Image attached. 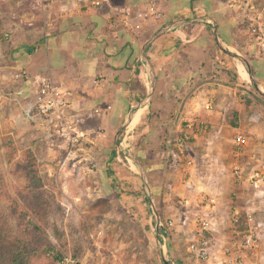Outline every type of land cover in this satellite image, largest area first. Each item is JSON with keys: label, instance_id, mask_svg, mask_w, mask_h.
I'll return each instance as SVG.
<instances>
[{"label": "crops", "instance_id": "1", "mask_svg": "<svg viewBox=\"0 0 264 264\" xmlns=\"http://www.w3.org/2000/svg\"><path fill=\"white\" fill-rule=\"evenodd\" d=\"M28 1L35 15L44 16V22L17 25L8 39L14 68L10 94L24 89L27 96L21 101L27 104L39 83L49 79L71 103L79 127L93 117L96 131L104 128L106 135L138 107L134 120L144 115L142 124H146L132 135L144 144L139 153L155 161L151 168L162 177H166L167 167L182 173L180 167L184 166L182 174H191L185 185L177 181L165 185L175 191L185 188L184 195L193 200L192 212L215 224V232L208 233L215 242L208 261H231L224 250L232 248L235 238L241 240L235 225L229 228L232 213L238 212L241 217L253 215L261 239L259 253L244 255L245 264H264V183L254 185L249 179L257 168L246 174L245 182L234 179L235 186L226 180L231 154L244 156L248 139L264 147V129H256L257 124L264 127V99L250 76V81L242 77V63L219 46L214 32L215 26L224 49L246 58L264 90V6L253 3L259 0ZM247 13L251 22L246 21ZM197 17L209 19L171 28L147 47L156 84L146 100L151 79L142 57L145 44L164 27ZM256 24L259 33L253 28ZM22 73L24 78L16 80ZM209 103L212 109H207ZM187 121L204 122L205 129L192 134L190 151L180 159L174 144L187 130ZM238 135L247 139L246 147L239 152L236 145L231 152H215L219 143L235 144ZM216 257L222 259L216 261Z\"/></svg>", "mask_w": 264, "mask_h": 264}, {"label": "rangeland", "instance_id": "2", "mask_svg": "<svg viewBox=\"0 0 264 264\" xmlns=\"http://www.w3.org/2000/svg\"><path fill=\"white\" fill-rule=\"evenodd\" d=\"M253 3L264 6V0ZM33 9L28 0H0V254L10 259L11 252L27 248L33 264H164L157 238L160 232L170 264H213L190 251L194 235L201 229L200 217L192 212L193 200L184 195L185 188L175 191L165 185L170 181L185 185L191 174H182L184 166L180 167L182 173L167 167L168 173L162 177L151 168L155 161L139 153L144 144L132 135L146 125L142 124L144 115L121 133L118 146L116 134L129 114L107 135L104 128L96 131L93 117L87 118L78 126L81 138L72 146L45 127L20 121L19 106L10 94L14 68L6 34L11 36L17 25H42L44 16L35 15ZM246 21L251 22L249 13ZM259 27L253 26L258 33ZM243 78L247 80L246 75ZM256 126L263 131L262 124ZM248 140L244 156L231 154L228 161L226 180L232 186L237 183L233 174L237 162L245 174L264 165V147ZM232 147L235 144L219 143L215 152H231ZM127 154L145 170L156 213L140 169ZM231 198L235 199L234 193ZM232 225L238 236L247 229L244 219L236 224L231 218L229 228ZM228 241L231 238L223 243Z\"/></svg>", "mask_w": 264, "mask_h": 264}, {"label": "built area", "instance_id": "3", "mask_svg": "<svg viewBox=\"0 0 264 264\" xmlns=\"http://www.w3.org/2000/svg\"><path fill=\"white\" fill-rule=\"evenodd\" d=\"M6 37H10V35L6 34ZM23 78L24 73L15 76L16 80ZM12 95V100L19 106L20 121L45 127L47 130L53 131V133L57 134L71 146L79 140L78 138H81V135L78 134V122L71 112V103L65 94L60 91V88L51 80L43 79L39 83L36 95L25 105L21 104L20 101L22 97L27 96L24 93V89L17 88ZM0 105H2V99H0ZM207 109H212V103L208 104ZM186 128L187 130L175 140L174 144L176 157L180 159H185L187 153L190 151V141L194 137L192 134L200 133L204 130L205 124L204 122L187 121ZM247 143V139L242 135H238L235 138L238 152L246 147ZM187 163L191 164L192 162L189 160ZM233 174L236 181L240 183L248 180L244 168L239 164L234 167ZM249 179L254 185L264 183V165L259 169H255ZM232 220L236 224L239 223L242 220L241 215L238 212L232 213ZM245 221L247 229L242 233L241 240L235 238L232 248L224 250L226 257L228 255L232 256L231 261H227L228 263L245 264L244 255H257L259 253L261 239L257 233L253 215L247 214ZM169 226H173V222H170ZM200 226L201 229L191 244L190 251L199 259L209 260L211 257V247L215 242L212 236H208L206 233H214L215 224L209 219H200ZM160 227L163 230L166 228L163 224ZM233 249L234 251H232Z\"/></svg>", "mask_w": 264, "mask_h": 264}, {"label": "water", "instance_id": "4", "mask_svg": "<svg viewBox=\"0 0 264 264\" xmlns=\"http://www.w3.org/2000/svg\"><path fill=\"white\" fill-rule=\"evenodd\" d=\"M208 17H197L195 19H190V20H180L177 22H174L166 27H164L162 30H160L156 35H154L144 46L143 48V52H142V57L144 59V61L147 63L148 68H149V72H150V79H151V91L148 94V97L146 98V100H148L151 96H152V92L155 88V84H156V76H155V72H154V68L152 66L151 61L148 59L147 55H146V49L149 46V44L151 42H153L154 39H156L158 36L164 34L165 32H167L169 29L174 28V27H179L182 25H186V24H190V23H204L205 21H208ZM214 32H215V39L218 42L219 46L226 51L228 54H230L231 56L235 57L237 60H239L242 65L246 68L252 85L254 87V89L256 90V92L261 95L264 98V90L260 87V85L257 83L253 70L250 66V64L248 63V61L246 60V58H244L241 55H238L236 53H233L231 51H227L226 49H224V47L220 44L219 39H218V35H217V29L214 26ZM138 111V107H135L132 109V111L129 113V117L127 119V121L124 123V125L120 128V130L117 132L116 137H115V145L118 146V137L121 135V133L134 121L135 115ZM127 157H129L130 159H132L136 165L138 166V168L140 169V175L144 180L145 183V187L147 189L148 195H149V199L151 200L152 203V207H153V211L156 213V208L154 207V203H153V195L150 189V186L146 180V173L144 168L142 167V165L140 164V162L132 155V154H127ZM161 225V223H159ZM160 232H157V238L159 240L160 243V248H161V252H162V257H163V262L164 264H170L168 258L166 257L165 254V243H163L162 239L160 238Z\"/></svg>", "mask_w": 264, "mask_h": 264}, {"label": "trees", "instance_id": "5", "mask_svg": "<svg viewBox=\"0 0 264 264\" xmlns=\"http://www.w3.org/2000/svg\"><path fill=\"white\" fill-rule=\"evenodd\" d=\"M242 219L245 218V216L241 217ZM34 251L33 253H35ZM54 250H50V253H53ZM11 257L10 259H5L1 254H0V264H33L31 263V258H32V252L31 250L25 248L24 250H21L20 252H11ZM35 258H41L43 257L41 254H34ZM57 257L60 258L62 261L60 254H56ZM177 264H182L180 261L177 262Z\"/></svg>", "mask_w": 264, "mask_h": 264}, {"label": "bare ground", "instance_id": "6", "mask_svg": "<svg viewBox=\"0 0 264 264\" xmlns=\"http://www.w3.org/2000/svg\"><path fill=\"white\" fill-rule=\"evenodd\" d=\"M239 71H240L242 77H244V76L246 75V77H247V81H250V80H249V75H248L246 69L244 68V66H243L242 64H240ZM138 120H139V119H138ZM138 120H134L133 122H137ZM134 125H135V124H134ZM131 126H132V125H131ZM129 128H130V127H129ZM127 129H128V128H127ZM123 145H124V144H123Z\"/></svg>", "mask_w": 264, "mask_h": 264}]
</instances>
